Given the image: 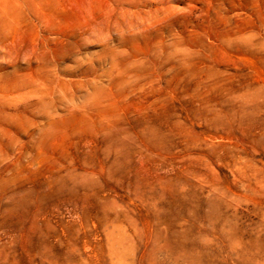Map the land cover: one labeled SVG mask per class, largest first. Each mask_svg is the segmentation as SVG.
Wrapping results in <instances>:
<instances>
[{"label": "rangeland", "instance_id": "1", "mask_svg": "<svg viewBox=\"0 0 264 264\" xmlns=\"http://www.w3.org/2000/svg\"><path fill=\"white\" fill-rule=\"evenodd\" d=\"M0 264H264V0H0Z\"/></svg>", "mask_w": 264, "mask_h": 264}]
</instances>
